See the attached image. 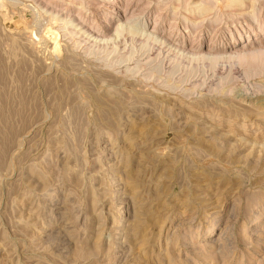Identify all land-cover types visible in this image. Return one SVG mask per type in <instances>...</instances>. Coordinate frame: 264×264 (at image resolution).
<instances>
[{"label": "rangeland", "instance_id": "rangeland-1", "mask_svg": "<svg viewBox=\"0 0 264 264\" xmlns=\"http://www.w3.org/2000/svg\"><path fill=\"white\" fill-rule=\"evenodd\" d=\"M240 4L0 0V264H264V0ZM125 7L155 41L115 36Z\"/></svg>", "mask_w": 264, "mask_h": 264}, {"label": "bare ground", "instance_id": "bare-ground-1", "mask_svg": "<svg viewBox=\"0 0 264 264\" xmlns=\"http://www.w3.org/2000/svg\"><path fill=\"white\" fill-rule=\"evenodd\" d=\"M50 1V0H49ZM246 0H232V2H235V4L236 3H243V2H245ZM250 1H254V0H250ZM114 2V1H113ZM227 3H229V2H227ZM50 4V3H49ZM240 4V5H241ZM209 5V4H208ZM229 5V4H228ZM230 5H232V4H230ZM238 5V4H237ZM125 8H127V7H125ZM141 9V8H140ZM126 10V9H125ZM137 10H138V8H136V7H133V8H131L130 10H128V8H127V11H128V14H129V18H130V20L128 19L127 21H126V23H124V24H119L117 27H116V34H115V36H119L122 32H128V33H132L133 35H137L139 32L140 33H142V34H146V40H150V39H152L153 40V37H157V35H156V30H152V31H150L149 33L148 32H145V31H143L145 28H146V26L145 25H143L142 23H140V24H138L139 25V27L141 28L139 31H135V29L133 30V28L132 27H129L128 26V24L130 25L131 24V19L134 17V15L136 14V12H137ZM138 14V13H137ZM136 14V15H137ZM212 14V13H211ZM140 15V14H139ZM123 16V15H122ZM126 16H127V12H126ZM125 17V16H124ZM125 19H126V17H125ZM137 19V18H136ZM136 19H134V20H136ZM138 20V19H137ZM136 20V21H137ZM138 28V27H137ZM138 30V29H137ZM138 32V33H137ZM159 35V34H158ZM142 36V35H141ZM143 37H144V35H143ZM161 37V36H160ZM159 37V38H160ZM96 38V37H95ZM157 39V38H156ZM108 40V39H107ZM162 40V39H161ZM153 41H155V39L153 40ZM158 41V40H157ZM151 42V41H150ZM170 44V43H169ZM179 47H180V50L182 51V53H186V54H189L190 55V57H191V59L192 60H197V61H199V60H205V59H208V60H210L211 62H215V63H217L216 61H218V60H220V57L219 56H215V55H213L212 53H214L215 52V50H214V52H211L210 54L208 53V55H206V56H200V55H198L199 54V52H197L198 54L196 55V52H195V55H194V53H192L191 51H187L186 49H189V50H192L191 48H189V46L188 45H184V44H180L179 45ZM178 47V48H179ZM177 48V49H178ZM243 48V47H242ZM257 49V48H256ZM179 50V51H180ZM219 50V49H218ZM260 50V49H259ZM258 50V51H259ZM178 51V52H179ZM211 51V50H210ZM257 51V50H256ZM256 51H253L252 52V50H250V49H243L242 50V52H237V53H235L234 54V56H236V58H238L239 59V57H247V56H254V55H256V53L258 52H256ZM261 51H264V49L263 50H261ZM260 51V52H261ZM201 52V51H200ZM209 52V51H208ZM220 52V51H219ZM180 53V52H179ZM181 53V54H182ZM230 53V52H229ZM252 53L254 54V55H252ZM225 55V54H224ZM257 55H258V53H257ZM184 56V55H183ZM233 56V57H234ZM186 57H189L188 55L186 56ZM222 57H224V56H222ZM232 57V58H233ZM248 58V57H247ZM225 59V58H224ZM227 59V58H226ZM229 59V58H228ZM231 59V58H230ZM229 59V60H230ZM244 59V58H243ZM187 60V59H186ZM221 60H223V59H221ZM239 60H241V58L239 59Z\"/></svg>", "mask_w": 264, "mask_h": 264}]
</instances>
